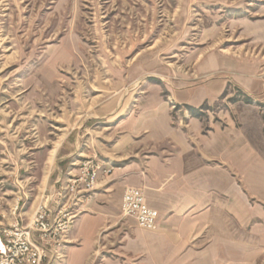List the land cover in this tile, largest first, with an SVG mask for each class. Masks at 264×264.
<instances>
[{
    "label": "rangeland",
    "instance_id": "rangeland-1",
    "mask_svg": "<svg viewBox=\"0 0 264 264\" xmlns=\"http://www.w3.org/2000/svg\"><path fill=\"white\" fill-rule=\"evenodd\" d=\"M202 89L212 94L197 107L176 102ZM237 100L264 115V0H0V221L18 199L23 219L51 205L85 161L107 170L96 186L112 174L107 104H167L184 121ZM128 218L105 230L123 232ZM119 238L86 264L114 258Z\"/></svg>",
    "mask_w": 264,
    "mask_h": 264
},
{
    "label": "crops",
    "instance_id": "crops-1",
    "mask_svg": "<svg viewBox=\"0 0 264 264\" xmlns=\"http://www.w3.org/2000/svg\"><path fill=\"white\" fill-rule=\"evenodd\" d=\"M211 94L184 91L176 102L197 107ZM107 106L98 117H106L102 126L114 136L101 151L114 170L79 199L65 257L55 264H86L114 236L120 243L104 264L264 262V119L258 106L237 100L215 117L184 121L173 120L167 104L147 113ZM148 147L156 150L142 153ZM126 187L143 189L145 204L158 212L157 230L139 228L132 217L122 223L129 226L123 232L105 230L120 219Z\"/></svg>",
    "mask_w": 264,
    "mask_h": 264
},
{
    "label": "built area",
    "instance_id": "built-area-1",
    "mask_svg": "<svg viewBox=\"0 0 264 264\" xmlns=\"http://www.w3.org/2000/svg\"><path fill=\"white\" fill-rule=\"evenodd\" d=\"M100 166L85 161L76 173L69 172L52 205L38 202L27 222H23L19 199L9 207L10 221H0V264H55L65 257L69 228L76 217L78 195L95 188ZM123 216L132 217L139 228L157 230L158 212L144 202L140 187H126L121 204Z\"/></svg>",
    "mask_w": 264,
    "mask_h": 264
},
{
    "label": "trees",
    "instance_id": "trees-1",
    "mask_svg": "<svg viewBox=\"0 0 264 264\" xmlns=\"http://www.w3.org/2000/svg\"><path fill=\"white\" fill-rule=\"evenodd\" d=\"M263 119H264V115H263Z\"/></svg>",
    "mask_w": 264,
    "mask_h": 264
}]
</instances>
